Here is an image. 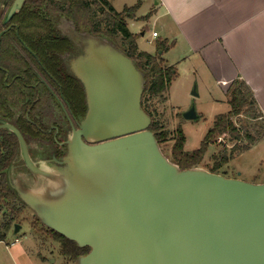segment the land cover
<instances>
[{
    "label": "water",
    "instance_id": "obj_1",
    "mask_svg": "<svg viewBox=\"0 0 264 264\" xmlns=\"http://www.w3.org/2000/svg\"><path fill=\"white\" fill-rule=\"evenodd\" d=\"M23 2L13 0L4 24ZM66 33L79 47L67 67L83 86L86 112L66 136L61 161L53 159L60 165H37L19 130L0 120L27 172L59 175L64 188L55 199L25 190L11 162L6 182L17 199L44 226L88 247L77 264H264V184L180 169L149 129L133 61L98 37ZM181 116L199 118L193 105Z\"/></svg>",
    "mask_w": 264,
    "mask_h": 264
},
{
    "label": "trees",
    "instance_id": "obj_2",
    "mask_svg": "<svg viewBox=\"0 0 264 264\" xmlns=\"http://www.w3.org/2000/svg\"><path fill=\"white\" fill-rule=\"evenodd\" d=\"M10 6L13 0H6ZM140 3L124 6L116 11L107 0H24L21 9L5 25L0 16V31L11 26L0 38V117L23 134L36 128L29 124L48 107L49 90L42 82H50L56 77L62 85V93L71 103L78 105L76 92L66 83H80L68 70L67 59L74 56L79 47L63 31L61 26L67 24L79 34L98 37L124 55L129 57L144 78L141 105L150 116L149 129L158 144L171 141L169 154H165L180 169L198 166L208 144L215 142L221 135H226L230 143L228 153H223L214 162L209 171L218 173L222 165L227 164L236 154L247 151L256 141L264 137V113L256 103L252 91L243 80H232L226 90L229 110L217 114L207 129L200 146L190 152L184 150V134L178 125L169 132L160 122L151 101H167L166 92L176 76L173 66L165 64L161 54L173 45L158 41V53L150 54L139 51L136 45L137 34L127 27V19H135ZM9 7H7L8 9ZM148 13L138 20H147ZM32 102H34L32 104ZM83 111L85 106L83 105ZM27 110H29L28 115ZM181 116V114H179ZM244 115L255 121L239 126L234 118ZM252 128V130H251ZM0 241L9 229L19 222L24 204L17 199L6 182V169L16 159L17 144L13 134L8 130L0 131ZM216 159V156H213ZM52 238L60 244L61 254L69 260L76 261L80 255L87 253L88 247H79L57 232L49 229Z\"/></svg>",
    "mask_w": 264,
    "mask_h": 264
},
{
    "label": "rangeland",
    "instance_id": "obj_3",
    "mask_svg": "<svg viewBox=\"0 0 264 264\" xmlns=\"http://www.w3.org/2000/svg\"><path fill=\"white\" fill-rule=\"evenodd\" d=\"M107 1L116 11H121L125 5L131 6L137 0ZM151 7L152 3L150 0L146 1L145 5L137 11V15H146ZM5 13L6 10L3 11L2 18ZM160 24L161 21L154 22L153 19L149 20V22H129L130 30L139 37L137 44L140 51L158 53L160 55V50L154 51L153 49L158 41H166L164 40L166 31ZM61 28L63 31L68 32L70 27L67 24H63ZM142 30H144V34L140 36ZM152 31L158 32L159 38L152 37ZM171 43L173 42L171 41L167 45ZM163 53H165L164 56ZM163 53L161 58L165 64L173 66L176 76L166 92L168 102L161 103L155 98L151 103L159 115L160 122L166 126L169 132L173 131L178 125L180 126L185 137L184 150L190 152L200 146L214 117L229 110L227 95L224 89L215 83L214 76L204 68L198 55L187 53L186 48L182 44L169 47ZM185 56H188V58L182 60ZM192 105L199 118L196 120L182 118L179 114L188 110ZM234 121L239 126L244 124L248 126L250 124L251 126L252 123H255V121L244 115L234 118ZM171 143V141H167L161 146L167 155L169 154ZM229 149L230 143L227 140V136L221 135L217 137L215 142L207 145L203 160L198 167L206 170L211 169L221 154L224 152L228 153ZM213 156H216V159ZM35 163L44 168V161ZM13 168L18 182L23 188L32 184L30 179H34V177L27 172L20 158L19 148L17 149L16 159L13 161ZM217 172L229 178H239L246 182L264 184V137L256 141L247 151L236 154L227 164L218 168ZM19 219V222H17L20 225L18 231L13 232L14 228L11 227L4 239L0 241V264H77V260H69L61 254L60 244L52 238L47 228L44 231L38 229L44 227L34 214H29L24 209ZM35 228L37 229L35 230ZM16 238L18 242L11 245Z\"/></svg>",
    "mask_w": 264,
    "mask_h": 264
},
{
    "label": "crops",
    "instance_id": "obj_4",
    "mask_svg": "<svg viewBox=\"0 0 264 264\" xmlns=\"http://www.w3.org/2000/svg\"><path fill=\"white\" fill-rule=\"evenodd\" d=\"M146 1L137 0L132 5L139 2L138 11ZM150 2L152 7L148 13L151 15L144 21H161V27L167 32L164 40L167 43L172 41L171 47L182 44L187 53L198 55L204 68L214 76L215 83L224 92L232 80H243L252 91L259 110L264 113V0ZM137 11L135 19L126 20L133 34L136 33L130 30L129 22L143 21L138 20L142 16L137 15ZM143 34L144 30L140 36ZM155 38H159L158 32ZM138 40L139 37L136 40L139 50ZM153 49L156 51V45ZM186 58L188 56L182 60ZM166 97L168 102L167 94Z\"/></svg>",
    "mask_w": 264,
    "mask_h": 264
},
{
    "label": "flooded vegetation",
    "instance_id": "obj_5",
    "mask_svg": "<svg viewBox=\"0 0 264 264\" xmlns=\"http://www.w3.org/2000/svg\"><path fill=\"white\" fill-rule=\"evenodd\" d=\"M7 7H10V6H7L6 0H0V15H2L3 11L5 10L7 12L8 10ZM3 20H4V17H3ZM3 20H2L3 25L9 22L8 21L7 23L4 24ZM10 27L11 26L4 28V29L8 30ZM74 56H70L69 58H72ZM52 78L53 79L50 82H46L42 80V82L45 84V86L47 87L51 95V97L49 98L48 107L44 109L41 113L36 115L35 118L33 117V118L28 119L29 124L32 127L36 128V132L28 131L26 133L23 132V134L20 131L19 132L21 133L26 143L29 156L35 162L42 163L43 161H47V163H50V164L60 165L53 159L61 161V157L65 154L66 136L68 135V133H70L72 127L77 128L79 121L84 116L86 112V100H85L84 89L81 83H76L75 81L72 82L70 78L66 79V83L67 84L70 83V87L71 86L74 87L72 88V90L76 92L75 96H76V101L78 103V105L76 106L75 104L71 103L66 97H64L62 93L63 91L62 85L59 83L57 78L54 76H52ZM33 103L34 102H32V104ZM83 105L85 106L84 111L82 108ZM28 112L29 110H27L26 117L28 115ZM0 120L6 121L5 119L1 117H0ZM12 125L14 126V124ZM2 129L3 128H0V131ZM13 137L16 140L17 149H18L19 146H18L17 138L15 137L14 134H13ZM1 138H2V134L0 133V141H1ZM33 181L34 182H31L32 184L25 186L24 189L40 191V193H42V195L45 198H49V199L57 198L62 193L63 188H64V182L62 178L56 174H52L50 176L34 177ZM24 209L27 210L29 214H35L32 210L28 209L25 205L22 207L21 213H22V210ZM40 224L43 225L41 222ZM43 227L44 228H38V229L41 231H44L45 228H47L44 225ZM36 229L37 228H35V230ZM47 229L49 230V228Z\"/></svg>",
    "mask_w": 264,
    "mask_h": 264
},
{
    "label": "built area",
    "instance_id": "obj_6",
    "mask_svg": "<svg viewBox=\"0 0 264 264\" xmlns=\"http://www.w3.org/2000/svg\"><path fill=\"white\" fill-rule=\"evenodd\" d=\"M152 36L153 37H156L157 36V33L156 32H152ZM220 141V140H219ZM0 220H1V217H0ZM18 242V239L16 238L12 243H11V245H13V244H15V243H17Z\"/></svg>",
    "mask_w": 264,
    "mask_h": 264
}]
</instances>
